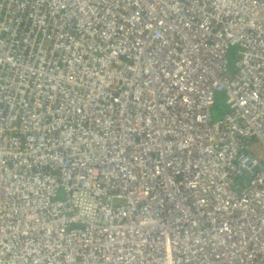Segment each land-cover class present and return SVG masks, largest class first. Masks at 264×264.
Returning <instances> with one entry per match:
<instances>
[{"label":"built area","instance_id":"obj_1","mask_svg":"<svg viewBox=\"0 0 264 264\" xmlns=\"http://www.w3.org/2000/svg\"><path fill=\"white\" fill-rule=\"evenodd\" d=\"M263 181L264 0H0V264H264Z\"/></svg>","mask_w":264,"mask_h":264},{"label":"bare ground","instance_id":"obj_2","mask_svg":"<svg viewBox=\"0 0 264 264\" xmlns=\"http://www.w3.org/2000/svg\"><path fill=\"white\" fill-rule=\"evenodd\" d=\"M87 56H90L89 54ZM261 185H264V181L261 183ZM264 189V187H263ZM242 212V215L245 217V218H248L250 217V213L253 212V209L249 208L248 210H243L241 211ZM255 213V212H254ZM224 231H228L227 229H224ZM216 233H223V231H218L216 229ZM256 242V241H255ZM255 242L253 244V249L251 251V256L250 258L247 260L246 264H254L255 262H257V254L259 253V248H255ZM110 258H112V255L109 256ZM229 258V257H228Z\"/></svg>","mask_w":264,"mask_h":264},{"label":"trees","instance_id":"obj_3","mask_svg":"<svg viewBox=\"0 0 264 264\" xmlns=\"http://www.w3.org/2000/svg\"><path fill=\"white\" fill-rule=\"evenodd\" d=\"M226 109L225 105V95L224 94H218L216 104L214 107V113L217 114L215 117L220 116ZM213 113V114H214Z\"/></svg>","mask_w":264,"mask_h":264},{"label":"rangeland","instance_id":"obj_4","mask_svg":"<svg viewBox=\"0 0 264 264\" xmlns=\"http://www.w3.org/2000/svg\"><path fill=\"white\" fill-rule=\"evenodd\" d=\"M213 113H214V111H213ZM216 115H217V114L214 113V116H216Z\"/></svg>","mask_w":264,"mask_h":264}]
</instances>
